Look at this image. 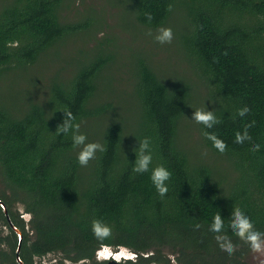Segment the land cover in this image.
<instances>
[{
    "label": "trees",
    "instance_id": "1",
    "mask_svg": "<svg viewBox=\"0 0 264 264\" xmlns=\"http://www.w3.org/2000/svg\"><path fill=\"white\" fill-rule=\"evenodd\" d=\"M120 1L134 8L135 29L174 25L183 67L198 87L193 80H164L152 58L134 51L133 87L126 92L130 115L124 116L117 101L105 102L116 94L112 86L118 89L114 76L104 84L116 68L117 51L114 38H96L106 29L102 18L68 21L67 0H0V84L10 74L30 80L21 97L0 92V200L23 236L20 263L19 236L0 206V264H34L51 253L73 264H101L96 254L104 246L136 254L124 264H172L168 252L177 264H248L249 246L227 226L239 207L264 232V0ZM89 30L95 45L75 57L73 71L55 72L42 92L34 91L30 70L56 63L61 45ZM245 106L250 111L241 117ZM200 107L221 122L204 129L191 120ZM67 111L89 142L107 149L86 167L78 163L71 136L55 133ZM191 125L196 138L189 145ZM249 125L251 140L235 143L236 132ZM204 130L226 143L223 154ZM145 137L150 167L163 165L172 174L164 197L150 171L132 170L133 149ZM253 144L259 151L250 150ZM218 213L236 245L231 256L209 230ZM93 220L107 225L110 235L98 239Z\"/></svg>",
    "mask_w": 264,
    "mask_h": 264
},
{
    "label": "rangeland",
    "instance_id": "2",
    "mask_svg": "<svg viewBox=\"0 0 264 264\" xmlns=\"http://www.w3.org/2000/svg\"><path fill=\"white\" fill-rule=\"evenodd\" d=\"M69 6L63 9V14L68 21L78 22L79 20L85 21L91 17H100L101 21H105L106 29L100 30L97 33L96 38L110 37L116 40L115 49L117 51V63L114 73L112 75H107V81L114 76L117 80L116 87L118 90L113 87L116 94L112 97L105 96V102L111 101L112 99L117 101L122 110V115L129 116V96L126 93L128 90L132 89L133 85V76L130 71V67L134 63V51L142 53V55L147 56L150 60L155 63V67L161 77L170 82H178L185 79L193 80L196 87H198L197 79L190 74L183 66L186 65L183 60V53L181 51L180 41L175 34L177 29L172 24H168L166 27H170L173 32V39L170 44H160L154 40V35L156 29H151L153 32L152 36L147 35L149 29L145 28H134V8L130 5L120 0H67ZM93 30L82 33L78 35L74 40L69 41L61 45L59 50V56H57V62H44L43 65L38 66L30 70L29 76L36 78V81L33 80L36 84L32 86V89L37 93H40L44 90L43 86H47L50 78L54 75L67 76L70 71H73L75 68V57L81 56L86 52H89L95 45V40L91 39L92 36L89 35ZM89 35V36H88ZM89 37V38H87ZM81 53V54H79ZM56 72V73H55ZM55 73V74H54ZM54 74V75H53ZM53 75V76H52ZM191 78V79H189ZM30 80L26 77H18L10 74L6 76L0 84V92L3 94H16L21 97L20 94H23L24 91L28 90V85ZM114 82V84H115ZM102 87L104 85L102 84ZM104 98V97H103ZM201 103H204L202 98H199ZM198 102V101H197ZM195 102V103H197ZM125 118V117H124ZM128 120L127 118H125ZM195 128L191 125L190 131L186 140L188 144L191 145L196 138ZM18 212L25 221L30 219V215L24 212V209L21 205L18 206ZM3 228L4 235L8 233L7 228ZM5 251H8V248L5 245H2ZM102 256H107L110 252L121 254L125 258L132 257L129 249L121 248H101ZM134 254V253H133ZM169 257L174 256L168 252ZM98 258L96 255V260L101 263L104 262V259ZM264 257L256 258V254L249 252L246 262L248 264H260V260ZM126 259L122 258L121 260H113L112 263L108 262L107 264H124ZM90 263L88 261L78 262L77 264H86ZM34 264H73L71 261L63 260L61 254L51 253L42 258H35ZM177 264V263H176Z\"/></svg>",
    "mask_w": 264,
    "mask_h": 264
},
{
    "label": "clouds",
    "instance_id": "3",
    "mask_svg": "<svg viewBox=\"0 0 264 264\" xmlns=\"http://www.w3.org/2000/svg\"><path fill=\"white\" fill-rule=\"evenodd\" d=\"M173 6L168 5L167 10L172 11ZM146 19L151 22L153 17L150 13H145ZM149 36L153 35L151 29L146 33ZM173 39V32L170 27L160 26L156 29L154 35V40L160 44H170ZM250 109L245 106L238 110V115L243 117L248 114ZM64 119L61 124L56 128L55 133L57 135L64 134L70 135L72 144L74 148H78L77 153L78 163L86 167L90 160L96 157L97 152H105L106 147L99 142H89L86 134L80 131L81 124L76 121L75 116L70 112H64ZM191 120L197 124L204 126V129H212L215 125L219 124L221 121L215 116L213 111H209L206 107L196 108L193 111ZM245 127L243 132L237 131L235 134V143L243 144L245 141H250L251 136L248 133V127ZM202 135L209 141L212 142L213 147L223 154L226 149V143L217 137L213 132L207 130L202 131ZM151 141L150 138H143L138 141V147L134 148L135 161L133 163V172L143 174L150 171V179L154 185L157 193L164 197L168 193L169 189L167 186V181L171 178V172L163 165H157L155 167H150L152 165V154H151ZM260 145L253 144L251 151H259ZM200 224H196L195 228L199 229ZM228 229L231 233L238 237L241 241L245 242L252 253L256 254V258L264 257V232L258 231L251 218L245 214L239 207L233 208L231 214L228 218ZM209 230L215 233V240L217 241L220 249L227 252L230 256L235 253L236 245L233 243L231 238L224 234L225 232V219L222 218L221 214L218 213L214 215L211 224L209 225ZM92 231L98 239H104L110 235V228L103 224L100 220L92 221ZM169 259L172 264H176V259L174 256H170ZM260 264H264V259L260 260Z\"/></svg>",
    "mask_w": 264,
    "mask_h": 264
},
{
    "label": "water",
    "instance_id": "4",
    "mask_svg": "<svg viewBox=\"0 0 264 264\" xmlns=\"http://www.w3.org/2000/svg\"><path fill=\"white\" fill-rule=\"evenodd\" d=\"M0 206L3 208L4 213H5V215H6L7 219H8V222L13 226L14 230L17 232V234L19 236V238H18V241H19L18 242V247L16 249V259H17L18 262L21 263L22 261L20 259V249H21L22 238H23L22 233H21V231L17 227H15L13 225V223H12V221H11L9 215H8L7 208L5 207L4 203L1 200H0Z\"/></svg>",
    "mask_w": 264,
    "mask_h": 264
},
{
    "label": "flooded vegetation",
    "instance_id": "5",
    "mask_svg": "<svg viewBox=\"0 0 264 264\" xmlns=\"http://www.w3.org/2000/svg\"><path fill=\"white\" fill-rule=\"evenodd\" d=\"M102 248H107V247L104 246V247H102ZM101 251H102V250H99V251L97 252V254H96V255H98V258L103 257V256H102L103 254H101ZM131 254H133V253H131ZM116 255H118V254L113 253V252H110V254H107V256H104L102 259H104V262H106V264H107L108 262L112 263L113 260H116V259L113 258V256H116ZM133 255H134V254H133ZM106 257H107V258H106ZM135 257H136V254H135ZM135 257H134V256H132V257H128V258H125V257H124V259H126V260H134ZM119 260H121V259H119ZM117 261H118V260H117ZM124 262H125V261H124ZM101 264H105V263L101 262Z\"/></svg>",
    "mask_w": 264,
    "mask_h": 264
},
{
    "label": "bare ground",
    "instance_id": "6",
    "mask_svg": "<svg viewBox=\"0 0 264 264\" xmlns=\"http://www.w3.org/2000/svg\"><path fill=\"white\" fill-rule=\"evenodd\" d=\"M124 257H125V256H123V255H121V254H120V255L118 254V255H116V256H113V258L116 259V260L122 259V258H124ZM106 258H107V257H106Z\"/></svg>",
    "mask_w": 264,
    "mask_h": 264
},
{
    "label": "built area",
    "instance_id": "7",
    "mask_svg": "<svg viewBox=\"0 0 264 264\" xmlns=\"http://www.w3.org/2000/svg\"><path fill=\"white\" fill-rule=\"evenodd\" d=\"M133 255V254H132ZM135 255V254H134Z\"/></svg>",
    "mask_w": 264,
    "mask_h": 264
}]
</instances>
